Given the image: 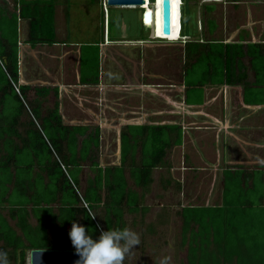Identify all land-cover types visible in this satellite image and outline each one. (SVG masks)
Segmentation results:
<instances>
[{
  "label": "trees",
  "instance_id": "16d2710c",
  "mask_svg": "<svg viewBox=\"0 0 264 264\" xmlns=\"http://www.w3.org/2000/svg\"><path fill=\"white\" fill-rule=\"evenodd\" d=\"M11 1L14 11L8 10L7 1L0 3V105L4 100L13 103L8 106L14 113L8 125L14 127L20 113L26 112L32 129L24 141L29 154L19 159L13 152L0 160L3 173L7 168L5 178L0 176V250L7 252L9 264H26L27 250L74 249L68 235L72 221L98 235L101 229L128 228L126 216L133 224L139 214L146 215L144 197L153 170L165 163L171 146L182 143V127L128 125L121 130V165L100 167L99 133L85 135V129L63 125L56 106L42 115L40 98L49 90L19 84L18 21L27 20L32 46L52 44L56 1ZM86 46L81 67L89 75L83 79L95 83L98 45ZM183 50L187 104L202 102L201 87L208 83L241 85L245 104H264V43L187 41ZM79 137H84L81 147ZM85 161L93 166L94 177L82 190L79 174ZM126 173L140 191L129 185ZM223 176L221 204L183 206L179 211L187 264H264V170L227 169ZM176 188L180 190V185Z\"/></svg>",
  "mask_w": 264,
  "mask_h": 264
},
{
  "label": "crops",
  "instance_id": "0c3cea01",
  "mask_svg": "<svg viewBox=\"0 0 264 264\" xmlns=\"http://www.w3.org/2000/svg\"><path fill=\"white\" fill-rule=\"evenodd\" d=\"M5 1L8 2V10L14 11L12 1ZM225 1L227 0H213V4L204 5V13L208 16L204 15V24L203 26L201 24L199 31L197 23H193L194 34L188 33V11L187 13L185 12L187 16H185V19L183 18L185 21H182L184 37L180 41H175L179 42L180 48L182 47L181 52H178V54L181 53V58H177L175 67L173 66L174 64L167 65L163 73L158 68V64L151 63L153 62L151 57L156 54V48L163 47V42L151 35L150 30H148L150 28H147L144 23L140 25L143 29H147L144 30L146 36L115 40L111 39L109 35L105 36V26L108 29L106 14V17L104 16L103 18L102 30L100 26L98 34L90 42H87V40L83 42H71L68 40L69 37L65 29V23L62 24L60 22L62 21L61 15L64 16L63 13L67 11V8H63L62 12L60 10L57 11L55 8V42L52 44L40 43L32 46L28 42L29 24L27 20H19V84L49 90L46 96L40 98L42 115H45L47 110L56 106L63 125L85 129L87 131L85 135L93 131L99 133L100 142L98 151H96L100 167L121 165L122 128L128 125H180L182 127V143L180 145H173L167 150L164 158L166 163V158L171 149L183 146L186 138L192 140L196 139L197 136L199 137L200 131H186L184 127V122L190 116V109H194L197 116H203L202 119L206 123L211 121V127L209 128L212 130L211 133L215 138V142L213 145L212 142H206L205 144H209L212 147L215 146L214 156L217 163L226 160L225 157L223 158L224 155L227 156V159L232 160L233 156H229L231 149H240L242 152H248L247 149L254 147L261 149L257 146L259 141L253 140L252 136L260 132L255 131L257 128L262 130L264 104H245L243 100V86L208 83L201 87L203 92L202 102H193V104L185 102L186 86L183 74V49L187 41H217L221 43L242 44L264 43V38H259L264 33V27L258 28L255 25L251 27L250 24L249 26L242 27L234 25V17L231 16L234 12H226L228 6ZM145 6L147 7L148 3ZM216 12L220 15L224 14V20L218 21L214 17ZM103 30L104 33L102 32ZM255 33L258 36L255 37ZM181 36L182 32L172 38V40L181 38ZM168 42L173 43L169 45L175 44L173 41ZM89 44L98 45L99 71L98 80L95 83L89 79V81L83 79L84 76L89 75V72L82 70L81 67L82 54L83 56L86 55L83 53V47ZM244 61L247 63L248 59L245 58ZM159 80H162L163 84H168V88L165 86L157 93V89L152 85H156L157 82L160 83L161 81ZM250 80H254L252 72H250ZM208 89L218 90V93L224 92V101L220 105H217L213 112L210 113L208 111L205 112L208 100H210L207 93ZM232 89L235 93L234 96L237 95L235 104L237 108H234L232 104L233 97L229 95V90ZM34 93V91L30 93L32 98L35 97ZM155 95L164 99L166 105L170 106V112L166 109L165 111H156V109L153 110L151 108V102L156 99ZM12 104L11 100H4V106L0 105V160L8 159L13 155V152L19 159L23 158L26 152L29 154V151H24V141L27 139L30 129H32L31 117L26 112L20 113L17 124L14 127L8 125L7 123L12 119L14 114L12 109L8 107ZM172 109H176V112H173ZM115 123L117 124L115 125ZM110 132L116 134L117 153L115 163H105L106 158L101 156L103 137ZM82 138L84 137H79V147H81ZM221 138L223 139V146L220 145ZM233 141L235 144L231 145L230 143ZM78 151H80V148H78ZM165 163L153 170V181L147 194L151 191L154 182V172L160 168H165V174H161L159 177L161 189L164 191L170 189L179 190L176 188L177 184L180 185L179 181L172 179L168 167H165ZM227 169L257 171L264 170V166H249L243 161H231L229 165L221 169L223 188V172ZM6 170L7 168H5ZM34 170L37 171V166H35ZM84 170H87L89 173L85 179H83ZM92 170L93 166L88 161L82 162L79 174L82 190L86 188L88 181L94 177ZM2 171L0 169V176L5 178L6 173ZM13 171L14 169L11 167L9 172L10 177L11 173L13 175ZM126 177L129 185L140 191L139 188L133 185L128 173H126ZM12 184H9L10 187ZM147 194H145L144 203ZM7 197L9 196L7 195ZM53 206L56 207V205ZM128 218L132 219V217L126 216L127 222Z\"/></svg>",
  "mask_w": 264,
  "mask_h": 264
},
{
  "label": "rangeland",
  "instance_id": "374dc122",
  "mask_svg": "<svg viewBox=\"0 0 264 264\" xmlns=\"http://www.w3.org/2000/svg\"><path fill=\"white\" fill-rule=\"evenodd\" d=\"M53 1H56L55 8L57 11L60 10L62 12L63 8H67V11L63 13L64 16L61 15L62 21L60 22L62 24L65 23L68 40L71 42H83L84 40L90 42L98 34L100 26L102 30L103 18L104 16L106 17V14L107 23L108 20L111 22V39L122 40L146 36L144 30L147 29H143L140 25L144 23L145 12L142 14V10L139 8L107 7L105 0ZM225 2H227L228 6L226 12H234L231 15L234 17V25L242 27L250 24L251 27L254 25L258 28L264 27V0H227ZM151 3L153 4V8L150 5V8L153 9L152 25L147 22L151 26L148 30H150L152 35L151 30L155 27L154 36L163 42V47L156 48L157 51L151 57L153 60L151 63L158 64V68L163 73L167 65L174 64L173 66L175 67L177 58H181V53L178 54V52H181L182 47L180 48L179 42H175L177 40L180 41V38L173 41L175 42L174 45H169L172 42H168L167 39L172 40V38L181 33L182 16L185 19L188 14V33L194 34L193 23H197L199 31L201 24L202 26L204 24L205 16H208L204 13V5L213 4L214 2L213 0H170V32L168 35H164L161 31L162 0H152ZM105 8L107 12H105ZM214 17L218 21L225 18L224 14L220 15L218 12L214 14ZM107 26L109 29V23ZM254 35L255 37L258 36L256 33ZM259 38L263 39L264 33ZM147 65L149 66V64ZM159 81L161 82L152 85L157 89V93L165 86L168 88V84H163L162 80ZM233 91V89L229 90V95L233 97L232 104L234 108H237V105H235L237 95L234 96L235 93ZM207 93L210 100H208L205 112L208 111L210 113L224 101V92L218 93V90L208 89ZM155 98L150 105L153 110L165 111L166 109L170 112V106L166 105L163 98L156 95ZM172 111L176 112V109H172ZM202 118L203 116H197L194 109H190V116L184 122V127L186 131H200L199 137L197 136L196 139L192 140L186 138L183 146L171 149L166 158L165 167H168L172 179L179 181L180 191L173 189L162 190L159 185V177L161 174H165V168L157 169L154 172V182L151 191L145 198L144 205H148V213L144 216L139 214L133 224L132 219L128 218V229L139 234L141 243L133 246V252L127 256L124 264H187V247L181 245L182 218L179 214L180 208L182 206H213L221 204L223 191L221 169L229 165L231 161H243L249 166H264V121L263 125H260L262 130L254 128L256 129L255 131H260L261 133L258 132L257 135L255 133L252 136L253 140L259 141L257 146L261 149L254 147L247 149L248 152H242L240 149H231V151L229 150V156H233L232 160L227 159V156L224 155L223 158L225 157L226 160L217 163L214 156L215 146L212 147L209 144H205L206 142H212L213 145L215 142V138L211 133L212 130L209 128L211 127V121L206 123ZM115 136L114 132H110L103 137L101 156L106 158L105 163L116 162L117 141ZM230 144L235 143L233 141ZM220 145H224L222 138ZM207 158L208 160H206ZM88 174V171L84 170L83 179ZM6 209L5 207L3 211L6 212ZM9 222L14 225V222L10 219ZM30 222L35 225V218L31 217ZM29 251H26V264ZM10 264H15V262L12 261Z\"/></svg>",
  "mask_w": 264,
  "mask_h": 264
},
{
  "label": "clouds",
  "instance_id": "9594fccd",
  "mask_svg": "<svg viewBox=\"0 0 264 264\" xmlns=\"http://www.w3.org/2000/svg\"><path fill=\"white\" fill-rule=\"evenodd\" d=\"M143 9L142 14L147 8ZM68 235L79 257L75 264H124L127 256L133 252V246L141 243L139 234L131 229H101L98 235H93L76 221H72ZM0 264H9L8 254L4 250H0Z\"/></svg>",
  "mask_w": 264,
  "mask_h": 264
},
{
  "label": "water",
  "instance_id": "95a60500",
  "mask_svg": "<svg viewBox=\"0 0 264 264\" xmlns=\"http://www.w3.org/2000/svg\"><path fill=\"white\" fill-rule=\"evenodd\" d=\"M107 7L118 8H143L145 0H105ZM170 0H162L161 3V31L164 35L170 32ZM153 8V4L151 3ZM153 9H145L144 24L147 28L152 25ZM183 20V19H182ZM150 22L151 24H147ZM183 36V29H182ZM152 35H155V27L152 28ZM155 37V36H154ZM158 39V38H157ZM79 257L75 254L74 249H32L27 257V264H75Z\"/></svg>",
  "mask_w": 264,
  "mask_h": 264
},
{
  "label": "built area",
  "instance_id": "2783aa9c",
  "mask_svg": "<svg viewBox=\"0 0 264 264\" xmlns=\"http://www.w3.org/2000/svg\"><path fill=\"white\" fill-rule=\"evenodd\" d=\"M105 5H106V3H105ZM104 7H105V6H104ZM105 12H107V11H106V8H105ZM105 32H106V33H105V36H107V29L105 30ZM174 40H175V39H174ZM174 40L167 39V41H174ZM16 90L18 91V89H16Z\"/></svg>",
  "mask_w": 264,
  "mask_h": 264
},
{
  "label": "bare ground",
  "instance_id": "6f19581e",
  "mask_svg": "<svg viewBox=\"0 0 264 264\" xmlns=\"http://www.w3.org/2000/svg\"><path fill=\"white\" fill-rule=\"evenodd\" d=\"M146 2H145V4L143 5V8H145L146 6L145 5H147V3H148V0H145ZM145 6V7H144ZM182 38V37H181Z\"/></svg>",
  "mask_w": 264,
  "mask_h": 264
},
{
  "label": "flooded vegetation",
  "instance_id": "af4514ba",
  "mask_svg": "<svg viewBox=\"0 0 264 264\" xmlns=\"http://www.w3.org/2000/svg\"><path fill=\"white\" fill-rule=\"evenodd\" d=\"M152 9V8H151Z\"/></svg>",
  "mask_w": 264,
  "mask_h": 264
}]
</instances>
